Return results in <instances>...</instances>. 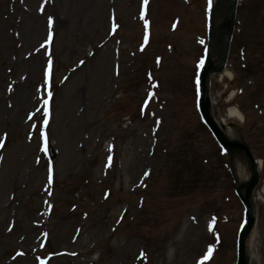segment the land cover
Segmentation results:
<instances>
[{
  "label": "rangeland",
  "instance_id": "obj_1",
  "mask_svg": "<svg viewBox=\"0 0 264 264\" xmlns=\"http://www.w3.org/2000/svg\"><path fill=\"white\" fill-rule=\"evenodd\" d=\"M213 8L0 0V264L235 263L244 204L197 101ZM236 12L232 72L212 75L209 96L261 164L247 263L264 264V0ZM235 102L242 118L227 116Z\"/></svg>",
  "mask_w": 264,
  "mask_h": 264
},
{
  "label": "bare ground",
  "instance_id": "obj_2",
  "mask_svg": "<svg viewBox=\"0 0 264 264\" xmlns=\"http://www.w3.org/2000/svg\"><path fill=\"white\" fill-rule=\"evenodd\" d=\"M218 1V3H217ZM213 4L215 5L214 10H213V19H212V35H216V32L219 31V29L221 28V24H220V20L223 19L226 16V10L229 6V2L228 0H212ZM217 3V4H216ZM218 37L215 39L213 37V39L210 41V50L208 52V56L210 57V60L214 63L217 61L218 57H217V53L219 52V46H218ZM223 74L228 75L229 72L228 71H224ZM222 74V75H223ZM206 85H208V76L206 77ZM228 117L230 116H236L241 118L242 115L240 113V111L237 110V108L234 107H229L228 108ZM223 119L221 120V122H219V126L222 129V133H224V137H226L227 139H229V135L228 133H226V131H224V129L222 128L221 124H222ZM227 154L230 157V161H231V166L233 168V174L235 176L236 182H237V186L239 187V191L241 193V195L244 197L245 195V185L249 180V175H250V166L248 165V160L245 156V154H243V152L240 149H229L227 151ZM250 203H251V207L253 208V212L255 211V204H256V199L255 197H253V194H250ZM259 199H262L261 197H259ZM255 234H256V230H255V224L253 225V227L251 228V231L248 233V235L245 238V250H246V254L250 256V261L253 260L254 256V249H255V245H256V241H255ZM249 261V263H250ZM251 264V263H250Z\"/></svg>",
  "mask_w": 264,
  "mask_h": 264
},
{
  "label": "water",
  "instance_id": "obj_3",
  "mask_svg": "<svg viewBox=\"0 0 264 264\" xmlns=\"http://www.w3.org/2000/svg\"><path fill=\"white\" fill-rule=\"evenodd\" d=\"M231 7H230V17L226 20V22L224 23V27H223V30H222V35H224V49H223V53H222V61L220 63L219 66L217 67H212V66H205L203 67L204 70L202 71V76H204L208 71H210L211 69L213 71H221L222 70V66L224 64V61L226 59V53H227V50H228V41H229V38H230V33H231V30H232V17H233V9H234V6H235V0H232L231 1ZM208 104H209V101H208V98L206 97V94L205 92L203 93L202 95V98H200V112H202V116L204 117L206 123H208V125L210 126V128L212 129L213 133H215L218 141L223 144L225 147H237V146H240L244 149L245 151V154H247V157L249 158V162H250V165L252 166V177L251 179L249 180V183L246 185L247 189H246V204H247V213H246V217L248 219V223L247 225L241 230V233H240V237H239V247H238V260H237V263L236 264H247L246 263V260H245V252H244V242H243V238L244 236L247 234V232L249 231V228L251 227V224L253 222V219L251 217V214H250V209L249 208V201H248V194H249V191L251 190V188H253V186L256 184L257 182V178H258V175H257V172H256V168H255V165L253 163V158H252V155L249 153V151L247 150V148L245 147V145H243L242 143L238 142V141H228L226 139H224L222 133L220 132V130L218 129L216 123H213L212 119L210 118L209 116V112H208Z\"/></svg>",
  "mask_w": 264,
  "mask_h": 264
},
{
  "label": "snow or ice",
  "instance_id": "obj_4",
  "mask_svg": "<svg viewBox=\"0 0 264 264\" xmlns=\"http://www.w3.org/2000/svg\"><path fill=\"white\" fill-rule=\"evenodd\" d=\"M144 4H147L148 3V0H143ZM209 2H211V0H209ZM141 18H143V12H141ZM54 21H53V18L51 16L48 17V25H49V28L51 29L52 25H53ZM148 26V21L145 20V28H147ZM117 25L114 23L112 25V28H113V31H115ZM173 27H175V25H173ZM52 39V33L51 31H49V34H48V40H51ZM145 42H147V36H145ZM45 43H48V41L46 40ZM201 43H203V41H201ZM41 47H44V45H41ZM141 50H143V45L141 46ZM157 62L159 63V58H157ZM81 63H83V61H81ZM204 64V60L201 59L199 61V63L197 64V68L203 66ZM50 66H51V59H49V68L45 69V77L47 78L48 75H49V72H50ZM196 84L199 85V79L197 78L196 80ZM199 92V89L197 88V93ZM152 93H149V96H151ZM49 96H51V93H49ZM45 104L47 105L48 104V101L45 100ZM45 115V119H44V124L47 125L48 124V120H47V117L49 115L48 111H45L44 113ZM32 116L31 114H29V119H31ZM41 137L43 138L44 140V144H45V147L42 149V150H47L46 146H47V135L45 132L41 131ZM4 146V142H3V139L0 138V147H3ZM109 159H111L109 157ZM52 172H53V169H52V166L51 164L49 165V169H48V182L49 183H52ZM145 175H148V173H145ZM209 230H212V223H209ZM211 253H212V248L211 246H209L208 248V251L205 253L204 257H203V260H207L210 256H211ZM17 255H22V253H17ZM141 255H143V253H141ZM41 264H44L43 261H41ZM197 264H203V261H198Z\"/></svg>",
  "mask_w": 264,
  "mask_h": 264
}]
</instances>
